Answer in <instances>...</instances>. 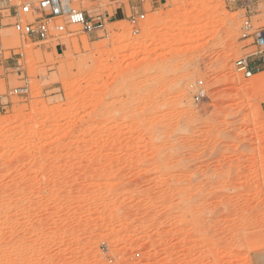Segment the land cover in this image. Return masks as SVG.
<instances>
[{
  "label": "rangeland",
  "instance_id": "1",
  "mask_svg": "<svg viewBox=\"0 0 264 264\" xmlns=\"http://www.w3.org/2000/svg\"><path fill=\"white\" fill-rule=\"evenodd\" d=\"M61 1L105 28L0 18V264H264V0Z\"/></svg>",
  "mask_w": 264,
  "mask_h": 264
},
{
  "label": "built area",
  "instance_id": "2",
  "mask_svg": "<svg viewBox=\"0 0 264 264\" xmlns=\"http://www.w3.org/2000/svg\"><path fill=\"white\" fill-rule=\"evenodd\" d=\"M149 1L136 0L132 7L134 14L128 17L132 24L136 25L139 21L145 20L147 14L145 6ZM223 1L230 7L243 4L248 8L254 4L253 0ZM0 18L2 22L7 19L13 20L10 26L21 38L31 41L40 48L52 49L55 47L57 52L65 47L61 43L63 35L74 34L75 31H72L71 27H79L85 33L91 34L96 30L104 29L107 24L105 16L91 18L83 11L65 7L61 0H46L38 6L28 0H0ZM242 30L243 38L253 39L254 47L261 50L264 48V37L260 33L253 32L250 21H245ZM263 53L261 51L258 54L264 62ZM235 65L238 74L242 77L250 78L254 75L249 57L238 60ZM202 87L203 83L200 82L199 89L194 96L196 103H201L207 97L206 91ZM16 93L21 95L24 93V89H18Z\"/></svg>",
  "mask_w": 264,
  "mask_h": 264
},
{
  "label": "bare ground",
  "instance_id": "3",
  "mask_svg": "<svg viewBox=\"0 0 264 264\" xmlns=\"http://www.w3.org/2000/svg\"><path fill=\"white\" fill-rule=\"evenodd\" d=\"M64 5H65V7H67V8H68V7H71L70 4H69V2H66V1H64ZM240 76H242V75H240ZM185 97H187V95H185Z\"/></svg>",
  "mask_w": 264,
  "mask_h": 264
},
{
  "label": "crops",
  "instance_id": "4",
  "mask_svg": "<svg viewBox=\"0 0 264 264\" xmlns=\"http://www.w3.org/2000/svg\"><path fill=\"white\" fill-rule=\"evenodd\" d=\"M118 14H119V13L116 11V12H115V15H118ZM263 35H264V34H263ZM261 36H262V35H261Z\"/></svg>",
  "mask_w": 264,
  "mask_h": 264
}]
</instances>
